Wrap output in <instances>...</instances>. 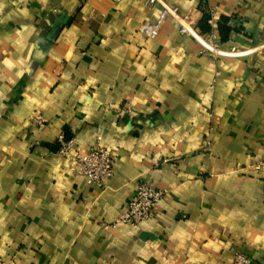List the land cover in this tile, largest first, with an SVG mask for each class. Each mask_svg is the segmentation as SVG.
I'll list each match as a JSON object with an SVG mask.
<instances>
[{
  "label": "crops",
  "instance_id": "crops-1",
  "mask_svg": "<svg viewBox=\"0 0 264 264\" xmlns=\"http://www.w3.org/2000/svg\"><path fill=\"white\" fill-rule=\"evenodd\" d=\"M161 1L192 36L140 32L148 0H0V264H264V0ZM59 138H100L113 176L72 175ZM141 180L152 218L111 226Z\"/></svg>",
  "mask_w": 264,
  "mask_h": 264
},
{
  "label": "built area",
  "instance_id": "built-area-1",
  "mask_svg": "<svg viewBox=\"0 0 264 264\" xmlns=\"http://www.w3.org/2000/svg\"><path fill=\"white\" fill-rule=\"evenodd\" d=\"M240 1V0H237ZM161 3L162 10L160 20L154 24H143L140 27V32L153 38L157 35L159 26L163 19L170 15L175 20H178L179 32L192 36L195 31L191 28L189 17L180 15L177 8H169L164 5L161 0H148V4L153 5ZM188 25H190L188 29ZM197 32V31H196ZM192 33V34H191ZM213 36V35H211ZM213 38V37H212ZM211 49L215 55L239 56L233 50L220 51L218 44L213 43ZM130 107L127 104H122L116 111L117 116L126 114ZM32 123L42 129L45 126V121L40 116H34ZM58 154L66 160L67 170L72 175L83 177L88 184L102 188L106 180H109L114 173V157L111 151L100 145V138H96L95 143L85 149L75 147L74 141H63L59 138ZM261 164L253 165L254 170H259ZM164 196V191L158 190L151 186L148 181L141 180L138 182L132 196L128 198L122 212L117 218L111 222V226L126 225L130 227H138L141 223L146 222L153 216L154 209L160 204ZM231 264H251V259L243 254L236 253Z\"/></svg>",
  "mask_w": 264,
  "mask_h": 264
},
{
  "label": "trees",
  "instance_id": "trees-1",
  "mask_svg": "<svg viewBox=\"0 0 264 264\" xmlns=\"http://www.w3.org/2000/svg\"><path fill=\"white\" fill-rule=\"evenodd\" d=\"M209 17L208 16H203L202 20L200 21L201 24H198V31L199 32H206L210 29V25L208 24Z\"/></svg>",
  "mask_w": 264,
  "mask_h": 264
}]
</instances>
